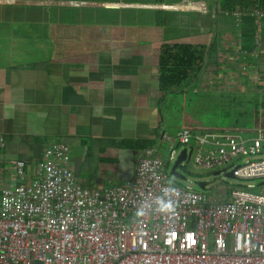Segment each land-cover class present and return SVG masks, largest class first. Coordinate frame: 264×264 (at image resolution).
I'll list each match as a JSON object with an SVG mask.
<instances>
[{"label": "crops", "instance_id": "1", "mask_svg": "<svg viewBox=\"0 0 264 264\" xmlns=\"http://www.w3.org/2000/svg\"><path fill=\"white\" fill-rule=\"evenodd\" d=\"M247 12L248 9L239 10L240 14L228 24L230 31L220 34L219 52L213 55L211 64L200 77V88L177 83L206 43L208 33L203 37L200 18L181 13L179 23H166L165 28L158 30L150 27L152 36H158L162 45L193 43L198 46L192 62L167 84L168 91L159 100L154 92L165 86L160 82L161 45L152 41L115 40L113 36L129 23L111 15L114 19L88 14L90 21L66 23L67 28L63 30L64 34L67 30L74 32L84 41L85 49L71 50L64 45L62 55L69 57L47 62L42 56L44 50L35 47L33 52L41 59L24 62L18 58L23 41L14 32L17 29L9 32L12 23L0 12V135L5 142L0 151V165L4 169L21 160L27 169L33 170L34 161L50 145L62 143L69 150L67 166L83 186L106 181L125 186L134 176L139 154L153 147H157L167 174L171 162L167 156L160 157L164 150L161 144H165L161 142L162 132L176 138L184 131L197 134L234 130L245 132L243 137H254L253 131L264 127V111H254L249 99L237 94V86L243 83L252 101L260 97L263 103L260 107L264 108V89L259 91L261 86L255 82L256 74L264 77V19L256 40L252 13ZM130 25L149 26L148 23ZM40 31L34 28L31 40L42 41L38 39ZM49 31L56 36V29ZM8 34L16 37L14 49L6 40ZM96 34L106 42L92 44L90 39ZM185 86L189 87L187 92H173L174 88ZM177 147L179 155L186 150L182 162L191 163L188 147L183 144ZM187 155L191 156L190 161ZM178 173L184 180L185 171Z\"/></svg>", "mask_w": 264, "mask_h": 264}, {"label": "built area", "instance_id": "2", "mask_svg": "<svg viewBox=\"0 0 264 264\" xmlns=\"http://www.w3.org/2000/svg\"><path fill=\"white\" fill-rule=\"evenodd\" d=\"M159 6L163 8L154 10L197 15L203 30L201 14L208 11L206 35L219 12L216 0ZM247 13H252L259 40L264 11L255 7ZM256 81L262 91L263 75L256 74ZM168 86L156 89V100L166 95ZM253 132L254 137H243L245 132L234 130L184 131L176 138L162 132L160 138L168 145L169 162L179 156L177 144H183L192 154L191 168L225 167L241 182H264V127ZM4 146L0 135V151ZM68 158V147L58 143L44 151L33 170L21 160L3 169L0 264H264V193L255 192L253 184L246 185L248 190L219 191L212 200L172 184L174 214L149 211L136 218L140 203L154 205L171 181L157 147L139 154L134 176L125 186L106 181L85 187L68 168ZM241 158V163H232Z\"/></svg>", "mask_w": 264, "mask_h": 264}, {"label": "rangeland", "instance_id": "3", "mask_svg": "<svg viewBox=\"0 0 264 264\" xmlns=\"http://www.w3.org/2000/svg\"><path fill=\"white\" fill-rule=\"evenodd\" d=\"M9 1V0H6ZM23 1H33V2H27L28 4L24 5H17V4H3L0 5V12L5 14L7 20L10 23L18 22L19 29L14 30V32H18L20 35V40H22L23 34L25 36V43L35 45L33 42H31V37L33 34V29L37 26H53L55 29L61 30L62 34H59L62 36V39H65L63 42V45L66 46V49L71 50H79L81 48L85 49V43L82 41L79 37H77L74 32H71L70 30L66 31L67 38L65 37L66 34H64L63 30L67 27L65 26L66 23H75V22H87L90 21V17L88 14H94L97 17H106V18H112L115 17L118 21L127 22L129 24L124 25L122 31L119 32L117 36H113L115 40H124V41H134L140 38H144L147 36V34L142 31L139 27L133 26L130 24H141L143 22L144 25H146L150 19L152 18L155 13L153 11L149 10H132L131 8H112V7H72V6H65V4H62L63 2H99V1H123L124 3L129 2H157V3H173L178 0H23ZM54 4V5H51ZM84 4V3H79ZM99 4V3H97ZM105 4V3H104ZM109 5V4H107ZM119 5H127V4H119ZM129 5H136V4H129ZM112 17H111V16ZM157 15H160V13L157 12ZM178 15H183L181 13L176 12H165L161 13L160 18H163L164 20L168 21L170 24H176L179 23ZM149 19L148 21L146 19ZM114 19V18H112ZM57 23V24H53ZM10 25L9 24V32H10ZM55 25V26H54ZM186 27V25H184ZM203 30L202 25L200 26ZM12 32V31H11ZM44 34H49V31L42 32L40 35L41 39H44ZM49 36V35H48ZM44 45L45 42L41 41ZM11 44V47L15 48V41H13ZM41 45V46H44ZM45 50L51 51V48H46ZM36 58L37 55L34 54L33 48L31 46H25L23 43V47L21 51L18 54V58L21 61H28L29 58ZM69 57L68 55H59L55 56V60H60L62 58ZM49 62V60H46ZM236 86V85H232ZM246 91V86H245ZM162 153L160 154V157L165 159L167 156V144H161ZM184 147H180V149H183ZM41 157H38L36 161H34L31 168H34V166L39 165V161ZM17 158H10L8 160H16ZM244 160V158L238 159L233 161L232 163L238 164L241 163ZM11 162V161H7ZM174 162H171L169 165V168L166 170L169 178L172 181V184H177L179 186L183 187H190L195 192H200L203 194H206L208 197L216 196L219 191L226 192L229 189H236V188H242L243 190H248L246 185L247 184H253L255 186L254 191L260 192V189L263 190L264 193V182L261 180H253L248 183H244L239 181L238 179L228 177L226 174L229 172V170L225 167L218 168L213 171H207V170H200L191 168L190 162H184L181 165L177 167L178 171L185 170V178L184 180L177 179L175 177H172L170 174V170L173 167ZM5 166V165H4ZM221 170L219 174H216L217 171ZM3 173V166H0V174ZM199 182H204L206 184V187L200 188ZM11 183V180L10 182Z\"/></svg>", "mask_w": 264, "mask_h": 264}, {"label": "trees", "instance_id": "4", "mask_svg": "<svg viewBox=\"0 0 264 264\" xmlns=\"http://www.w3.org/2000/svg\"><path fill=\"white\" fill-rule=\"evenodd\" d=\"M181 0L175 1L173 3H156L160 5H166V4H174ZM259 3L255 7H260L262 10H264V0H258ZM256 1L252 0H217L216 4L221 5L222 7L226 9H232L234 7H240L241 10L245 8L253 7L255 4H257ZM24 5V4H23ZM254 7V8H255ZM252 10V9H248ZM155 15L152 16L150 21L148 22V27H139L142 31L147 33V36L144 38H140L136 40V42H155L161 45V55L159 60V66L161 71V77L160 82L163 84V86L167 85L170 81H172L175 77L182 74L183 70L189 66V64L192 62V60L195 57V54L197 52L198 46L193 43H183V44H173V45H162L161 40L158 36H152V32L149 29L152 27L153 29H160L165 28V24L169 23L168 21L164 20L163 18H160L161 13H165L168 11L163 10H153ZM157 12L160 13V15H157ZM226 15L223 16L222 12H218L216 17L211 21L210 27L208 29V36L206 43L203 47L202 52L197 56V58L193 61L192 65L187 69V71L178 79L177 83L186 84L189 83L190 86L195 88H200L201 86V79L200 77L203 75V73L207 70L208 66L211 64L213 55L217 54L219 51V39L222 38L220 34L229 32L231 25L230 22L233 21L234 17V11L225 12ZM149 20L148 18L146 19ZM143 24V22L141 23ZM55 26V25H54ZM91 28V27H88ZM10 29H19V26L14 22L10 25ZM36 29H41L42 31L39 32L38 39L45 42V45L41 41H33L35 45L27 44L25 43V36L23 34L22 41L25 46H31L32 48L40 47L43 49L42 56L45 60L53 61L55 56H59L63 54V37L59 34H62L61 30L56 29V36L51 35L52 31H49V29H55L53 26H37ZM49 31V34H44V39L40 38L41 33ZM49 35V36H48ZM219 36V38H218ZM20 38V35L18 34V39ZM16 37L14 35L8 34L6 36L7 42L10 44L13 41H15ZM93 43L92 44H100L102 40H104V37L96 34L92 36L90 39ZM44 45V46H41ZM46 48H51V51L45 50ZM41 57L36 58H29V61H35L39 60ZM227 87V86H226ZM244 87V90L241 92V88ZM236 88V86H235ZM234 88V89H235ZM189 89L188 86H185L181 89L174 88L173 92L178 93H185ZM262 89V88H261ZM237 94L244 96L245 98L249 99V102L252 103V108L254 111H264V108L262 106L260 107V104L262 105V100L259 97L258 99H255L252 101L250 96L248 95L247 91H245V85L243 83L239 84L237 86ZM252 111V110H251ZM154 148V147H153ZM1 166V165H0Z\"/></svg>", "mask_w": 264, "mask_h": 264}, {"label": "bare ground", "instance_id": "5", "mask_svg": "<svg viewBox=\"0 0 264 264\" xmlns=\"http://www.w3.org/2000/svg\"><path fill=\"white\" fill-rule=\"evenodd\" d=\"M27 2H33V1H27ZM26 1L23 0H9L6 2V0H0V4H4V3H8V4H17V5H23L24 3H27ZM79 3H84V4H79ZM62 4H65V6H72V7H79V6H83V7H112V8H132V9H137V10H149V11H153L154 9H161L163 7L159 6L160 4H137V5H119V4H104V3H89V2H63ZM213 3L211 2V4L208 6V10H212L213 7ZM218 5V10L221 12H229V11H239L241 10L240 7H234L232 9H226L224 7H222L221 5ZM258 4H255L253 7H248L245 9H253L255 6H257ZM201 18L204 22V32H203V37H205L206 35V29L208 26V11H204L203 14H201Z\"/></svg>", "mask_w": 264, "mask_h": 264}, {"label": "clouds", "instance_id": "6", "mask_svg": "<svg viewBox=\"0 0 264 264\" xmlns=\"http://www.w3.org/2000/svg\"><path fill=\"white\" fill-rule=\"evenodd\" d=\"M25 4H28V3H25ZM175 170L178 172L177 168ZM184 171L185 170H182V172H184ZM172 177H175V176L172 175ZM175 178H177V177H175ZM177 179H179V178H177ZM171 185H172V182L169 181V187L165 191V196L164 197H158L155 200L154 205H153V203H151L149 201H142L140 203V206L138 207L136 213H135V217L136 218L143 217L149 211H155V212L162 213V214H174L176 212V206H175L173 200L170 198V196L173 193H175L176 189L174 187H172ZM165 197H168V198L166 199Z\"/></svg>", "mask_w": 264, "mask_h": 264}, {"label": "water", "instance_id": "7", "mask_svg": "<svg viewBox=\"0 0 264 264\" xmlns=\"http://www.w3.org/2000/svg\"><path fill=\"white\" fill-rule=\"evenodd\" d=\"M51 5H54V4H51ZM185 156H186V150L183 149L182 152H181V154L179 155L178 159H177L176 162L174 163L173 167L171 168V171H170V174H172V175H174L175 177L180 178V179H183V175H181L180 173H178L175 169H176L179 165H181L182 163H184V162H182V161L185 159ZM216 174H218V173H216ZM226 175H227L228 177L233 178V177H232V174H231L230 172L227 173ZM198 185H199L200 188H204V183H203V182H199Z\"/></svg>", "mask_w": 264, "mask_h": 264}]
</instances>
